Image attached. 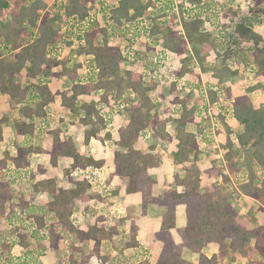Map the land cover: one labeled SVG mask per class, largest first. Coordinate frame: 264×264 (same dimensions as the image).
<instances>
[{
    "label": "trees",
    "instance_id": "obj_1",
    "mask_svg": "<svg viewBox=\"0 0 264 264\" xmlns=\"http://www.w3.org/2000/svg\"><path fill=\"white\" fill-rule=\"evenodd\" d=\"M93 1L65 0L62 13L84 19L90 11L87 4ZM180 1L176 4V0H164L156 16H145L148 26L133 33V37H154L151 43H139L150 52H155V46L161 44L172 55L186 54L175 70L169 67L172 92L176 89L178 78L186 73L198 77L197 83L202 84L196 68L203 73L211 72L219 82L216 87L202 85V97L207 103L231 97L230 89L221 86V81L237 73L238 65L242 62L252 64L256 68V76L264 75V37L250 29L253 16L264 14V0H251L253 16L234 24L233 33L222 30L216 37L209 32L208 27L205 28L203 19L207 17L214 26L219 27L224 17H230L228 23L233 24V16L237 14L232 8L234 0ZM152 4L151 0H119L118 5L110 7L105 14L104 26L93 22L83 35H79L66 29L62 31V15L45 11V0H0V94L8 95L11 108H18L21 114L31 120L46 116L48 106L55 97L48 83L55 74L53 69L64 65L66 59L59 58L63 55L60 53L59 56V52L53 49L58 44L67 47L73 35L75 39H83L75 49H69V55L88 56L89 59L84 60L86 65L79 62L72 69L62 70L61 73H67V80L65 89L58 92L60 103L68 111V123L88 127L84 132L85 142L91 137L102 143L106 139L112 140L111 132L106 130L107 125L113 116L122 113L125 116L123 124L117 128V138L113 140L114 144L125 150L113 151L114 171L111 175L121 179L126 193H141L144 210L149 203L165 207L161 226L155 233L156 239L163 245L154 264H190L180 255L183 246L198 254L197 264H221L222 258L229 254H238L249 260L256 258L264 263V224L257 223L253 228H248L253 210L249 208L243 216H239L230 204L233 194L238 193L249 200L258 212L264 213V104L255 107L247 95L257 89L264 94V82L248 86L247 93L232 99L231 116L241 127L235 136L238 147L234 150L232 129L226 123V116L218 115L224 127L226 141L222 147L227 149L224 155L229 167L226 169L224 165L213 164L207 174L221 180L205 185L200 191L201 172L197 165L199 139L208 140L209 136L217 132L210 118L199 124L201 127L198 132L187 131V123L195 118V108L185 110V100L178 97H174L173 105L164 108L163 113L167 112L168 117H163L155 110L156 96L151 95L157 86L158 63L142 56L137 51L139 46L132 44L130 47L135 54L131 64L142 63L144 70L124 68L121 62L125 63L126 57L122 55V46L108 44V39L114 36H125L130 30L126 23L134 24ZM183 4L194 5L196 10H183ZM175 5L177 13L174 11ZM251 40L256 47L246 55L242 51L243 43ZM260 43L262 45L259 46ZM211 50L215 52L216 59L213 63H207L205 56ZM84 67H88L87 73L77 72V69ZM90 95L96 99H89ZM170 120L174 123L173 135L178 141V150L175 152L177 160L190 164L184 166L182 178H175L177 183L183 185L182 192L170 189L161 197H154L150 194L152 181L146 170L156 166L159 158L139 150L136 143L140 134L147 129L163 139L171 140L172 136L166 132V124ZM15 129L28 138L26 144L13 145V154L5 151L0 158V218L8 215L20 223L28 221L29 224L23 225L22 229H30L35 234L43 232L53 249L58 248L59 241L67 240V264L148 262L146 249L136 238L138 228L134 221L130 222L127 232L120 230L118 223L111 225L106 214L97 215L95 221L86 228L77 225L74 217L77 201L105 198L104 190L86 194L92 183L89 175L93 171L90 169L100 168L103 160L80 153L70 138L59 137L60 129H57L52 131L50 162L56 166L57 157H68L71 163L65 167L64 173L70 179L74 173H83L82 180H76L73 188L58 185L55 177L51 176L34 180L36 175L30 169V156L33 152H41L40 148L31 144L34 125L32 122L25 124L22 120H16ZM2 139L0 127V141ZM233 158L245 166H242L240 176L230 185L227 183L231 180L229 171L233 169ZM39 171L43 172L41 169ZM23 178L31 180L36 191L44 189L50 192L52 199L43 205H34L25 200L21 190H18L16 203L7 205L15 196L9 187ZM177 204L185 205L187 216L186 225L177 229L182 240L180 244L174 243L169 232L174 227ZM120 221L123 223L125 219ZM17 234L20 238L17 243L25 246L26 234ZM71 236H74V240H71ZM113 236L120 238L115 242ZM208 242H215L218 246L217 252L210 257L202 251ZM8 244L9 239L3 238L0 233V248H9ZM129 247L134 249V253L122 256V252ZM1 252L0 258L3 256Z\"/></svg>",
    "mask_w": 264,
    "mask_h": 264
},
{
    "label": "crops",
    "instance_id": "obj_2",
    "mask_svg": "<svg viewBox=\"0 0 264 264\" xmlns=\"http://www.w3.org/2000/svg\"><path fill=\"white\" fill-rule=\"evenodd\" d=\"M236 2H238V0L232 2V6ZM251 4L247 6L248 11L250 12L249 15L240 14L243 13L244 8L241 11L236 10L237 14L233 16V24H228L234 25L241 22L242 20L244 21V18L252 17V9L250 8ZM241 16L242 18L239 20V17ZM206 18L203 19L205 28L208 27L209 32L213 35V37H216L219 33L217 30L222 28V25H219V27L214 26L210 22V20H207ZM255 19H257V21H255ZM221 23H223V20H221ZM250 24V29L252 31L264 37L263 13H259L255 17L253 16ZM244 45L247 46V48L252 47L253 49V45L256 46V44L252 40L243 43V46ZM260 45H262V43H260L259 46ZM66 55L67 54H64L59 58L65 59ZM185 55L186 54L184 53L181 55H172L175 67L179 65V61L184 58ZM73 58H75L74 54L67 56V58L64 60V65H58L53 69L55 74L51 76L50 81L48 83V87L54 93L55 97L54 100L50 102L46 116L44 117H36L31 120L30 118L21 114L18 111V108H11L8 95L0 94V127L1 136L3 138L2 141H0V158L3 157L5 151H9L10 155L13 154L14 144H26V139L28 137H26L25 134H20L16 131V120H22L25 124H29L32 122L34 125V133L32 136L33 139L31 144L41 149V152H33L30 156V169L36 175V178L34 180L46 177L48 178L49 176H51L55 177V180L57 181L58 185L64 188H73L75 186L74 182L76 180H82L81 178L84 174L78 173L80 175V178L70 179L64 173L65 167H67L71 163V160L68 157H57L56 166H53L50 162L49 152L51 151L53 145L52 131L60 129L59 137L70 138L74 147H76V149L80 153L91 154L95 159L103 160V165L100 168L90 169V171L93 172L89 177L92 178V176L94 175V179L96 178L95 181H97V185L94 186V182H92L89 189L86 190V194L98 193L97 191L99 187L103 189V183L111 187V191L106 194L109 195L107 199H110V202L112 203V208L108 209L107 207H103V213L108 216L110 222H114L111 223V225L118 223L119 229L120 226H125L127 223L129 227L130 222L134 221L136 227L138 228L136 238L138 239L139 243L142 244V247L146 249V259H148L149 264H154L155 260L157 259V256L161 252L163 245L160 240L156 239L155 233L159 230L161 226L162 218L165 213V207L156 203H149L144 210L142 208L141 193H126L125 184L121 181V179L116 175H111L114 171L113 151L125 150V148H121L113 142V140L117 138L118 126L123 124L124 121L123 118L118 119L119 116H122V114L118 116H113L114 118L107 125L106 130H109L113 137L112 140L106 139L103 143L95 137H91L88 142H85L84 132L86 129H88V127L82 126L78 123H68V111L63 106H61L58 92H61L63 89H65V83L67 80V73L61 72L64 68L66 70H69L74 67L73 61L75 60ZM87 58L89 57L83 56V62ZM215 59L216 56L213 50H211L208 55L205 56V62L207 63H213L215 62ZM79 61L82 62V59ZM81 69L82 68L77 69V72H79ZM255 70L256 68L248 62L240 63L238 65L237 73L231 76L224 77L221 81V86L228 87L230 89L231 97L228 99L222 97L220 98V101H215L213 103H207L206 99H203L202 95L204 93H201L202 85L204 86L207 84L216 87L219 83L218 79L213 77L211 72L203 73L200 71L199 68H196L195 71L196 73L200 74V78L203 81L202 84L197 83L198 77L186 73L180 78H178L175 91H171L170 83L167 86L168 93H163L159 91L156 92L157 86L152 91L151 95H158L159 100H161V104L163 106H161V108L159 109L157 107L158 101L156 100L155 110L163 117H168L167 112L163 113L164 108L173 105L172 101L174 100V97H178L180 100H185V110L191 107L195 108V118L192 122L187 123V131L192 133L198 132V129L201 127L199 124L202 123V121L207 117L210 118L212 125L214 126V130L217 131L216 133L209 136L208 140H204L202 138L199 139V155L197 165L201 172L200 191H203L205 185L215 181L219 182L221 180L219 177L217 178L215 176H210L209 174H207L208 169L211 168V166L213 165V159L215 157H220L222 155V150H227L222 147L223 144H225L226 139L223 124L218 120L217 117L219 114L226 116V123L232 129L231 138H235L236 134L241 131V127L231 116L232 99L238 95L247 93L246 89L248 86H251L256 82H264V75L256 76L254 72ZM59 73L61 75H59ZM243 77L245 79H243ZM248 77H250V80H252L253 83L251 82L250 85H244V81H246ZM247 95L249 96L250 100L252 101L255 107H259L261 104H264V94L260 89L248 92ZM82 97L85 96H81V98ZM88 98L96 99V97L93 95L88 96ZM117 122H120V124H117ZM173 128V121H168L166 124V132L172 136L171 140L163 139L161 136L155 135L151 130L147 129L140 134L136 143V147L139 150H142L145 153L156 155L159 158V163L156 166L149 167L146 170L148 177L152 181L150 194L154 197H161L167 190L170 189L176 190L179 193L183 191V185L177 183V181H175V178L176 176L182 178L184 176V166H187L190 163H183L177 160L175 152L178 150V141L176 140V138H174ZM237 128L238 131L236 130ZM214 130L212 129V131ZM97 145H99L100 147H96ZM216 146L218 147V151L213 150L216 148ZM9 167L11 168L12 165L10 164ZM40 169L43 171L42 173L39 171ZM96 174H98L99 176H97ZM9 188L15 192V196L12 198V200L7 202V205L16 203V198L19 196L18 190H21V193H23L22 195L24 196L25 200L29 201L34 205H43L45 202L52 199V195L50 192L45 191L44 189L36 191L33 188L32 181L27 178H23V180L11 184ZM31 193H33L32 196H30ZM36 199L40 200L35 202ZM94 199L95 198L85 202H76L75 208H77L78 206L80 209V206L84 204L87 205L85 207L83 206V211L80 210L81 212H83L82 216H84V220L86 217L89 216V213L95 212L96 206L100 204V202H97ZM243 200L248 201L247 209H249V207H253L250 205L251 203L249 202V200L245 198ZM112 209H117V213L119 214L114 213L113 215H110ZM243 210H246L245 206ZM82 216H77L79 221L83 220ZM122 218L125 219V221L123 223H120V220ZM186 222L187 216L185 211V205L177 204L175 207L174 227L169 229V232L175 244H180L182 242L180 235L177 233V229L183 228L186 225ZM90 224H92V222H90ZM115 237L118 238V240L120 238L119 236H113V241H115ZM71 240H74V236H71ZM61 242L62 240L59 241L57 249H53L49 246V248L45 251V255L43 257L46 261L52 260L54 258L55 252L60 250L61 248ZM216 245L217 244L215 242L206 243V245L202 249L203 253L207 257H210L211 255L217 252L218 246ZM24 247L25 246H21L18 243H14L12 249H14L13 251L20 252V249H24ZM131 253H134V249L131 247L125 249L122 252V254L124 255H130ZM180 255L184 260H186L190 264H197L198 254L190 251L187 247H182ZM144 263L147 264L148 262Z\"/></svg>",
    "mask_w": 264,
    "mask_h": 264
},
{
    "label": "rangeland",
    "instance_id": "obj_3",
    "mask_svg": "<svg viewBox=\"0 0 264 264\" xmlns=\"http://www.w3.org/2000/svg\"><path fill=\"white\" fill-rule=\"evenodd\" d=\"M234 1H236V0H234ZM251 3H252L251 0H238V2L233 4L232 8H234L237 11L238 10L241 11L244 8L243 13H240V14L249 15L250 12L248 11L247 6H249ZM228 18H230V17H228ZM228 18L224 17L222 19L223 20V23H221L222 28L217 30L219 33L222 30H226L228 33H233V26L234 25L228 24V21H229ZM241 18H242V16L239 17V20ZM255 21H257V19H255ZM36 23H37V21H36ZM70 40H71L70 42L67 41V42H69L68 43L69 45L67 47H66V45H63V44L61 45V49H62L61 54L62 55L67 54L66 58L69 55V52H70L69 49L70 48L75 49L77 45H79L83 42V39H80V40L75 39L74 35L72 36V39H70ZM108 40L111 41L113 44H117V42L120 41L117 38V36H114ZM145 47L142 45L139 46L138 47V53H140L144 57L151 58L152 57L151 55H153V53L146 50ZM253 47L255 48L256 46L253 45ZM242 50L244 53L246 52V54H249L250 51L253 50V48L252 47L247 48V46L244 45ZM74 56H75V58H73V59L75 61H73V66H75V64H78L80 62L79 60H81V59H82V64H83V56L76 55V54H74ZM88 59L89 58H87V60ZM85 63L86 62L84 61V65H86ZM141 64L142 63H139V64H133V63L131 64L130 63V64H128V63L121 62V65L124 68L125 67L128 69L134 68L136 70L143 71L144 68H143V65H141ZM169 67L172 70H175L178 67V66L175 67V63H174V60L172 59V56H170L168 59H166L164 62H162V65H160V67L158 66V75L156 78V82H157V84H156L157 85V89H156L157 91L156 92L159 91V92H163V93H168L167 92L168 91L167 86L170 82L169 80L171 79V76L170 77L168 76ZM82 70L83 69H81L79 72H83ZM248 78L246 81H244V85H250L251 82L253 83V81L250 80V77H248ZM243 79H245V78L243 77ZM155 96H156L157 101H158L157 107L160 109L161 106H163V105L161 104V100H159V98L157 97L158 95H155ZM120 118L125 119V116H123V113H122V116H119L118 119H120ZM117 124H120V122L119 123L117 122ZM236 130L238 131V128ZM96 147H100V146L97 145ZM219 147H220V145H219ZM237 147H238V144H237L235 138H233L232 149L234 150ZM213 150L218 151V147L216 146V148ZM225 152H226V150H222V153H221L222 155L218 158L215 157L213 159L212 163L216 166H223L224 165L227 169L229 167V165H227L228 164L227 158H225V155H224ZM232 160H233L232 161V168H233L232 170L239 169V171L237 173L236 172L232 173L231 172L232 170L229 171L231 180L227 184H230V185H233V182H235L236 177L240 176L239 173L241 172L242 166H245V164L243 165V162L239 161L240 162V164H239V162L235 158H233ZM227 172H228V170H227ZM96 175L99 176L98 174H96ZM72 178H80V175L78 173H74L72 175ZM91 180H92V182H94V186H96L97 181H95L96 178L94 179V175L92 176ZM97 180H98V178H97ZM103 184L104 185H102V187L104 186L103 189L105 192H103V189L101 187L98 188L97 192L98 193H101V192L105 193L103 195L105 198L102 200H99L96 198L94 199L95 201L100 202V204L96 206L95 212L89 213V216L86 217L84 220V216H82L83 212H81V211H83V209H84L83 206L85 207L87 205L84 204V205L80 206V209L78 206H77V208H75L74 217H75V220L77 221L78 226L84 227V228L88 227L90 222L93 223L95 221V218L97 215L104 214L103 213V207H107L108 209L112 208V203L110 202V199L109 200L107 199L109 196L107 194H108V192L111 191V187L109 185H105V183H103ZM105 187H106V190H105ZM231 190L232 189L230 188L229 191H231ZM32 194L33 193H31L30 196H32ZM243 199H244V197L240 196L238 193H234L232 198L230 199V204L235 209L238 210L237 212L240 216H243L245 214L247 208H248V201L243 200ZM38 200H40V199H38ZM38 200L36 199L35 202H37ZM139 201H140V199H139ZM242 202L244 203V205ZM244 206L246 207V210H243ZM251 208L253 210V215H250L251 218L249 219L248 226H247L250 229L253 228L255 225H257V223L264 224V213L258 212L255 206H253ZM117 212H118L117 209H115V210L112 209L110 215H113L114 213L119 214ZM77 216H82L83 220L79 221ZM114 216H116V215H114ZM128 216H131V215H128ZM1 218H0V233H2L3 238L9 239L10 244H8L9 248L4 247V246L0 248V251H2L1 254H3V256L0 258V264H56V263L57 264H67V261H66L67 259L65 258V254L67 251L66 250L67 240H64V241L62 240L60 250H58V251L54 250V251H56L54 254L55 255L54 258L52 260L46 261L43 256L45 255V251L49 248V244H48V240L43 235V232H39V233L35 234V233H31L30 229H27L26 231H24V229H22L23 225H28L29 224V223H27L28 221H24L23 223H20L18 220L11 218L8 215H6V216L3 215V217H1ZM109 223L111 224L114 222H112V221L110 222V219H109ZM123 227H126V228H123ZM122 229H123V231L126 230V232H127L128 223L125 226H120V230H122ZM17 232L18 233H24L27 236V238L25 240V244H27V245H25L24 249L23 248L20 249L21 250L20 252L13 251L14 249H12L14 243L20 242V238L18 237ZM114 240L117 241L118 238L115 237ZM122 256H127V255L122 254ZM146 260H148V259H146ZM148 263H149V261H148ZM221 264H264V263L260 262L256 258H251V260H249L246 258H242L238 254H229L228 256L226 255L222 258Z\"/></svg>",
    "mask_w": 264,
    "mask_h": 264
},
{
    "label": "built area",
    "instance_id": "obj_4",
    "mask_svg": "<svg viewBox=\"0 0 264 264\" xmlns=\"http://www.w3.org/2000/svg\"><path fill=\"white\" fill-rule=\"evenodd\" d=\"M65 0H45L46 7L45 11H49L52 15L54 14H61L62 15V20H61V27L62 31L65 29L68 31H72L75 34L83 35L85 30L90 26L91 23L93 22H98L100 26H104V16L108 12L110 7H115L118 5L119 0H94L93 2H88L87 6L90 9L89 14L86 18L80 19L77 16H66L64 15L63 12V4ZM153 2L152 5H149L145 11V15L142 17H139L135 20L134 24H130L129 22L126 23V27H128L130 30L127 31L125 36L122 35H117V38L120 40L117 42L120 46H122V55L123 57H126L125 63L130 64L131 60H133L135 51L133 48L130 47V45L134 44V46L139 45L140 42L143 41H151L153 40L154 37H146L143 35L140 36H135L133 37V33L137 30H140L142 27H147V23L145 21V16L149 15L151 17H154L157 15L159 6L164 2V0H151ZM181 1L176 0V4H179ZM184 7L182 6L181 9L186 10V9H193L194 11L195 6L191 4H183ZM174 11L177 13V6L175 5ZM38 23V22H37ZM143 37H146L143 39ZM140 39V40H139ZM132 40V43H130ZM109 45H116L113 44L111 41L108 40ZM156 51L152 52L153 55L150 59H153L154 62L158 63V66L162 65V62H164L166 59H168L172 54L162 48L161 44H158L155 46ZM53 50L55 52L60 53L62 51L61 49V44H58ZM138 51V49H137ZM62 55V54H61ZM160 63V64H159ZM88 67L83 68V72L87 73ZM158 75V74H157ZM108 109V108H106Z\"/></svg>",
    "mask_w": 264,
    "mask_h": 264
}]
</instances>
